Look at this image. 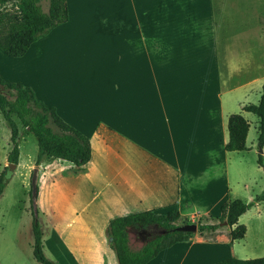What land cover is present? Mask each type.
Masks as SVG:
<instances>
[{
	"label": "crops",
	"instance_id": "obj_1",
	"mask_svg": "<svg viewBox=\"0 0 264 264\" xmlns=\"http://www.w3.org/2000/svg\"><path fill=\"white\" fill-rule=\"evenodd\" d=\"M79 1L74 0L77 9ZM120 1L105 2L104 62L111 66L102 67L100 59L96 71H85L82 55L75 50L83 28H68L70 20L19 58L0 50L1 79L29 87L38 101L55 108L90 141L86 165L77 168L51 159L37 172L43 252L55 264H118L107 233L109 221L117 217L177 210L178 225L184 219L196 225L216 223L222 205L238 199L233 186L240 184L236 178L241 154L253 146L247 135L248 150L227 152V122L230 115L242 114L249 124L242 108L260 100L264 79H244L235 71L227 78L222 72L215 43L203 35L206 31L211 36L214 29L211 1ZM101 4L86 0L94 6L93 13ZM67 7L70 14L69 0ZM53 47L59 49L58 57L50 54ZM55 71L56 85L51 76ZM16 122L19 157L10 177H21L29 191L37 141ZM6 147L8 155L10 134ZM7 164L5 160L2 175ZM256 166L262 169L257 161ZM263 202L253 208L259 210ZM250 210L239 217V225ZM3 221L4 217L0 234ZM230 230L227 226L213 233L196 231L147 264H213L229 258L236 243L248 235L246 229L243 239L231 242ZM19 232L17 223L13 237ZM225 249L227 254L218 257Z\"/></svg>",
	"mask_w": 264,
	"mask_h": 264
},
{
	"label": "trees",
	"instance_id": "obj_2",
	"mask_svg": "<svg viewBox=\"0 0 264 264\" xmlns=\"http://www.w3.org/2000/svg\"><path fill=\"white\" fill-rule=\"evenodd\" d=\"M46 8V10H45ZM69 20L67 0H0V50L9 57L23 56L29 47L48 34L58 25ZM243 111L255 115L258 119L257 146H264V83L260 100L257 105H245ZM0 113L10 131L12 149L7 156V163L18 164L19 128L34 135L37 141V157L35 166L45 160L66 161L77 168L86 165L91 159L89 138L68 125L57 114L55 108L47 107L38 101L33 91L20 82H6L0 77ZM228 142L227 152H242L248 150L246 139L249 124L241 114H232L227 122ZM257 163L264 171L262 156ZM10 173L0 176V196L7 186ZM37 186L33 189L30 183V215L32 232V253L39 264H55L43 252V231L40 224V210L37 205ZM264 201V193L257 195L250 203L240 199L226 202L221 207V217L218 223L198 224L197 232L213 233L219 229V224L226 222L231 229L230 241L243 239L246 233L244 225L238 224V219L255 204ZM181 219L177 210L165 214L154 211H144L114 218L109 221L107 233L111 241L118 264H147L161 251L174 244L184 241L192 233L176 232L174 229ZM187 219L183 224H190ZM131 234L146 236L143 245L138 250L131 249ZM213 264H264V257L242 260L234 257Z\"/></svg>",
	"mask_w": 264,
	"mask_h": 264
},
{
	"label": "rangeland",
	"instance_id": "obj_3",
	"mask_svg": "<svg viewBox=\"0 0 264 264\" xmlns=\"http://www.w3.org/2000/svg\"><path fill=\"white\" fill-rule=\"evenodd\" d=\"M69 1L71 11L69 14L70 22L67 27L78 25L83 28L78 32L79 40L75 48L82 55L81 66L85 68L86 72H94L99 65L96 63L100 59L103 60L102 67L109 66V63L104 62L106 59L104 26L108 17L105 15L107 7L105 2L107 0H93L94 3L97 1L102 3L97 6V13H95L96 11L92 12L94 6L86 5V0H83L85 5L81 4V0L79 1V9L74 7V0ZM111 1L121 2L120 0ZM210 1L211 10H214L211 15L213 16L214 23L212 25H214V29L211 31L212 33L210 32L211 36L207 35L206 33L208 32L205 30L206 33L202 34L206 36L205 40L215 43L214 50L217 52L222 72L227 75V78L231 77V73L235 71L236 74H240L244 79L251 76H256L260 80L264 79V0ZM188 8L190 9L191 6L189 5ZM205 17V14H203V20H205ZM64 26L66 25H58L61 28ZM196 36H198L197 33ZM58 50L57 47H53V49H50V54L58 57ZM56 66L57 64H54L53 68L58 71ZM57 71L55 73L51 72L54 85L57 84ZM238 79L239 76L236 80ZM258 102L251 101L250 104L257 105ZM246 115L250 124L248 145L251 146L250 144H253V146L251 151L241 154L243 159L236 178L240 181V184L233 186V191L236 198L250 203L252 201L250 196L255 197L264 193V171L262 167L259 170L258 166H256L259 155L262 156L264 163V148L258 149L257 146V117L251 113H246ZM7 134H10L9 128L0 115V174L2 173L4 162L7 160V157L5 160L4 157L8 156L6 155ZM6 166L7 170L5 173L9 172L8 164ZM36 168L40 169V166ZM10 175L12 174L10 173ZM245 183L248 185L246 188L244 186ZM36 186H40L38 180L36 181ZM261 205L259 210L251 207L247 215L240 220V224L245 225L246 229H248V235L243 241L236 243L235 252L229 258L249 260L264 257V202ZM29 208V191L26 187H23L22 178L18 175L14 179L10 177L6 193L0 200V222L4 217V230L0 234V264H39L35 261L32 253L33 238ZM17 223H19L20 232L15 238V236L13 237V231ZM226 227L219 226L222 229ZM145 239L146 236L144 235L131 234V249H140ZM3 250L5 251L3 252ZM45 253L48 257L50 256L46 249ZM222 254L225 256L227 250L221 251L217 256L219 257Z\"/></svg>",
	"mask_w": 264,
	"mask_h": 264
},
{
	"label": "water",
	"instance_id": "obj_4",
	"mask_svg": "<svg viewBox=\"0 0 264 264\" xmlns=\"http://www.w3.org/2000/svg\"><path fill=\"white\" fill-rule=\"evenodd\" d=\"M16 165L8 164V171L13 174L15 172ZM37 172L38 168H34L31 174V185L33 186V189L36 187V177H37ZM220 227L222 226H227L226 222H222L219 225ZM176 232H182V233H195L197 231V225L195 223H190V224H183L179 225L174 229ZM109 241L111 242L112 239L110 238Z\"/></svg>",
	"mask_w": 264,
	"mask_h": 264
}]
</instances>
